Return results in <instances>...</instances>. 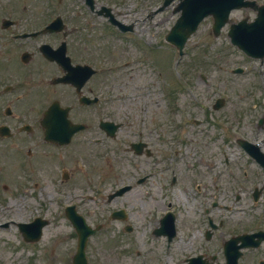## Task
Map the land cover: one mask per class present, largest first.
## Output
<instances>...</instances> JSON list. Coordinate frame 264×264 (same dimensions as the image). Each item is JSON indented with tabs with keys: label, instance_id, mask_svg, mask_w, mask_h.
I'll list each match as a JSON object with an SVG mask.
<instances>
[{
	"label": "flooded vegetation",
	"instance_id": "flooded-vegetation-1",
	"mask_svg": "<svg viewBox=\"0 0 264 264\" xmlns=\"http://www.w3.org/2000/svg\"><path fill=\"white\" fill-rule=\"evenodd\" d=\"M53 17L47 0H0V181L28 182L39 153L48 155L46 147L62 149L73 143L78 151L90 146L93 137L96 151L102 101L90 100L97 98L103 80L111 83V69L97 72L91 33L79 36L77 26L60 22L48 29ZM54 101L69 108L73 122L84 125V135L65 146L46 140L48 125H41ZM201 123L194 121L197 128ZM123 131L131 139L129 147H140L141 154H131L143 161L123 165L117 178L93 182L101 187L121 184L128 187L123 197L130 192L135 197L126 201L122 220L96 218L92 225L104 234L121 235V264H264V237L252 236L264 232V211L241 216L240 170L235 167L230 178L233 173L225 162L208 160L206 130L194 136L184 129L179 136L187 138L178 143L176 124L169 118H125L119 127ZM104 137L100 159L108 160L113 139ZM108 165L99 163V173L107 175ZM22 170L26 172L17 173Z\"/></svg>",
	"mask_w": 264,
	"mask_h": 264
},
{
	"label": "rangeland",
	"instance_id": "rangeland-1",
	"mask_svg": "<svg viewBox=\"0 0 264 264\" xmlns=\"http://www.w3.org/2000/svg\"><path fill=\"white\" fill-rule=\"evenodd\" d=\"M102 1L124 2L130 4L129 7H134V2L140 3L145 8L144 14H146V12L159 6L163 0ZM52 2L55 3L56 0H52ZM79 2V0H64V8L69 10L70 15L74 17L75 11L78 10ZM258 2L263 3L264 0H258ZM171 11L172 7L170 6L164 11L157 13L151 24L145 21L140 22V26L137 28V33L140 36L136 38L140 41V44L148 46L159 45L155 50L153 49L154 51H151L149 56L144 47V54L147 55L146 59L142 58L141 50L133 43L126 44L127 49L122 50V42L118 41L114 36L111 37L109 34H105L102 31L103 26L101 23L97 22L90 26L93 33L88 38L97 40V43L101 44V50L107 55L109 48V55L111 54L106 63H109L108 66L111 63L113 69L110 108L112 118H168V110H172L178 120L179 118H208L213 123L209 130L216 131V126L218 125L220 126L218 130L225 129L230 135L238 133L242 138L258 143L262 151H264V127L262 129L256 127V120L264 113V69L260 67L257 61L247 59L241 52L234 50L225 39H220L224 44L221 45L222 52L217 57L215 52L219 51L220 45L213 43V39L210 36H203L202 24L199 26V31L196 35L187 42L185 47L187 55L181 57L175 72L172 69L167 74L162 72L159 80L151 72L150 66L154 65H156L157 70H159L160 66L162 70L167 72L170 58L173 61L177 56L173 48L165 46L166 44L163 42L164 45L160 43L161 37L169 30L177 17V14L171 13ZM250 14L253 16L252 12ZM155 23H157L156 26ZM85 34L84 28V30H81V35ZM113 44L115 46L112 48ZM194 58H196L195 61ZM127 63L131 65L128 68H124L123 66ZM192 64L203 67V69L200 68L206 75V82L196 78L195 80L192 79V84H190L185 80V75L179 69L184 67L187 70ZM236 67H241L243 73L232 74L231 70ZM172 76L176 78L178 90L174 99L168 100L167 91L162 90V85L165 78ZM105 82L107 80H103L100 84V87H102L101 92H105ZM217 95L224 97V105L219 110L214 111L211 103ZM140 104L142 108L137 109ZM204 123H207L206 119ZM191 128L195 129V126L192 124ZM205 129V125L199 128V130ZM221 140L222 137L219 142ZM209 152L215 154V161L221 162V155L217 148L209 147ZM239 154L240 158L237 156V150H231L234 165L237 167L239 166L238 161L244 162L242 154ZM246 162L248 161L246 160ZM50 168L53 173H56L54 166L50 165ZM253 175L252 172L247 177L240 178V192L244 196L242 197V202H247L246 196L249 195L254 186L261 182V176L254 177ZM46 179H49V177ZM46 183L49 185L48 188L40 190V187L33 194L36 195L33 199L29 196L26 198V200L30 201L28 204L30 205L28 207L29 214L39 213L36 208L43 210V208L36 205V201L39 200L41 191H52L51 182ZM64 189L70 190L71 187L65 186ZM13 191L4 193L1 198L2 204H0V207L3 208L1 218H4V215L8 213H12L21 219L29 218L31 215L28 216L25 210H22L25 215L17 214L18 211L20 212L18 204H22V202L17 200L18 198H12L11 193ZM4 201H8L10 205H5ZM249 209L246 208V210ZM53 211L54 209L50 205L47 215H45L51 220L48 225V238L44 235L42 240L35 245H28L19 241L13 227L4 230L0 229V264L27 263L29 261L33 264H43L51 243L59 247V255L67 252L70 240L66 237L69 232L68 230H61L55 227H67V225L62 219L56 215L54 216ZM247 215H253V213H246L244 216ZM115 234H105L96 238L95 243L98 249L93 251L90 256L93 257L97 252L98 255H101L99 257L110 260V264L120 262V260L116 259L121 257L120 251L116 252L117 245L121 243L119 241L120 236ZM104 242L108 244L107 247L104 246ZM18 248H23L24 250H16ZM59 259H56L55 262L58 264L67 263L65 260L58 261Z\"/></svg>",
	"mask_w": 264,
	"mask_h": 264
},
{
	"label": "water",
	"instance_id": "water-1",
	"mask_svg": "<svg viewBox=\"0 0 264 264\" xmlns=\"http://www.w3.org/2000/svg\"><path fill=\"white\" fill-rule=\"evenodd\" d=\"M198 10H199L198 8L194 9L193 13H196ZM193 22H194V24H193ZM195 23L196 22L194 21L193 15L188 14L186 16V18H183L182 21L174 28L173 33H174V35L180 36V43L183 42V40L185 39V37L187 35L185 32H183L184 29L189 27V26H192V28L189 30V32L192 31L194 29ZM178 47H180V46L178 45Z\"/></svg>",
	"mask_w": 264,
	"mask_h": 264
}]
</instances>
